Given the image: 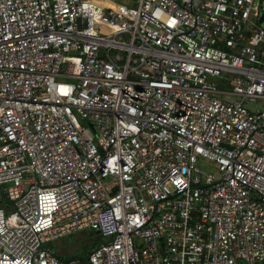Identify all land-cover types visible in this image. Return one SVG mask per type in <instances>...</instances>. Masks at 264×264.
<instances>
[{
    "label": "built area",
    "instance_id": "obj_1",
    "mask_svg": "<svg viewBox=\"0 0 264 264\" xmlns=\"http://www.w3.org/2000/svg\"><path fill=\"white\" fill-rule=\"evenodd\" d=\"M108 1L0 0V264H264V0Z\"/></svg>",
    "mask_w": 264,
    "mask_h": 264
},
{
    "label": "rangeland",
    "instance_id": "obj_2",
    "mask_svg": "<svg viewBox=\"0 0 264 264\" xmlns=\"http://www.w3.org/2000/svg\"><path fill=\"white\" fill-rule=\"evenodd\" d=\"M258 106H261L260 102L258 103ZM201 166L207 170H211L214 167L212 162L205 159L202 160ZM93 235L94 233H92V231L89 229H81L78 231L75 230L69 234L60 236L57 239H53L52 244L57 248L59 254H66L73 251L78 252L82 242L86 241L89 236L92 237Z\"/></svg>",
    "mask_w": 264,
    "mask_h": 264
},
{
    "label": "trees",
    "instance_id": "obj_3",
    "mask_svg": "<svg viewBox=\"0 0 264 264\" xmlns=\"http://www.w3.org/2000/svg\"><path fill=\"white\" fill-rule=\"evenodd\" d=\"M106 2L110 4V2L108 0H106ZM91 231H92V233H94V235L92 237L89 236L86 241H83L82 242V244L80 245V248H79L78 252H74L73 251V252H68L66 254H59V253H57V256L60 259H67V258H72V257H75V256H79L81 258L85 257V255L88 252V250L92 246L98 244L100 242V240H101V237L98 235V233L96 231H94V230H91Z\"/></svg>",
    "mask_w": 264,
    "mask_h": 264
},
{
    "label": "water",
    "instance_id": "obj_4",
    "mask_svg": "<svg viewBox=\"0 0 264 264\" xmlns=\"http://www.w3.org/2000/svg\"><path fill=\"white\" fill-rule=\"evenodd\" d=\"M260 21H264V13L261 15Z\"/></svg>",
    "mask_w": 264,
    "mask_h": 264
},
{
    "label": "crops",
    "instance_id": "obj_5",
    "mask_svg": "<svg viewBox=\"0 0 264 264\" xmlns=\"http://www.w3.org/2000/svg\"><path fill=\"white\" fill-rule=\"evenodd\" d=\"M56 248V247H55ZM57 249V248H56Z\"/></svg>",
    "mask_w": 264,
    "mask_h": 264
}]
</instances>
